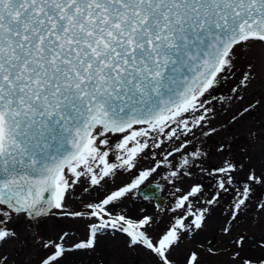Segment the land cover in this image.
I'll list each match as a JSON object with an SVG mask.
<instances>
[{
  "label": "snow or ice",
  "instance_id": "6c2138e0",
  "mask_svg": "<svg viewBox=\"0 0 264 264\" xmlns=\"http://www.w3.org/2000/svg\"><path fill=\"white\" fill-rule=\"evenodd\" d=\"M225 85L228 92L218 95ZM257 86H264V0H0V264H16L3 249L20 238L11 225L21 217L42 250L37 264L93 253L102 238L117 236L155 264H175L173 250L204 231L214 209L224 236L242 216L254 213L259 221L264 171L228 158L207 168L206 152L188 151L197 130L210 138L264 108ZM217 102L230 111L240 105L219 126L211 116ZM165 141L179 144L138 169L145 150ZM182 151L174 164L169 158ZM161 167L175 203L155 231L152 215L143 208L129 214L124 202L134 193L157 198L147 182ZM193 167L215 178L207 195L200 182L187 191L175 187ZM121 171L127 182L106 188ZM77 186L103 195L71 210L67 201ZM49 217L83 220L86 232L43 238L33 225ZM245 239L238 233L230 243L241 249ZM214 244L209 239L199 248L215 255ZM256 247L264 249V237ZM231 259L264 264V257L241 259L239 251ZM184 264H200L196 250Z\"/></svg>",
  "mask_w": 264,
  "mask_h": 264
},
{
  "label": "rangeland",
  "instance_id": "374dc122",
  "mask_svg": "<svg viewBox=\"0 0 264 264\" xmlns=\"http://www.w3.org/2000/svg\"><path fill=\"white\" fill-rule=\"evenodd\" d=\"M253 91L258 95L264 93V86H257ZM227 92L228 88L225 85L223 86V91L218 93V95H223ZM238 107H240L239 104L231 105V111H235ZM214 108L215 111L211 114L212 124L216 126L225 124L227 117L231 114L229 106L217 102ZM253 132L256 133L255 137L251 135ZM262 135H264V108L258 109L251 117L246 116L243 120L238 119L235 124L228 127L227 131L221 129L219 133L214 134L210 138L203 137L200 131L197 130L194 137H188V139L193 141L192 145H189L188 151L199 148L201 151L206 152L207 156L203 158L205 161L203 166L207 168L216 167L225 158H228L237 162L242 161L245 165L255 168L257 173H259L260 171H264V139H261ZM112 140L115 142L116 137H112ZM178 144L179 141H176L175 144L165 141L160 149H146L145 154L141 155L138 169L153 166L154 160H162L164 154ZM221 144L226 145V151L223 153L216 151L217 147ZM183 155H186V153L182 151L181 153H175L174 157H170L169 159H172L173 163L177 164ZM246 170L245 172H241L239 176L243 177ZM191 171L193 175L177 180L175 187H180L182 190L187 191L193 183L200 182L204 185L205 195L213 190L212 186L215 184L214 177L201 173L198 167H193ZM165 175L166 168L161 167L147 182H157L160 185L161 195H164L166 198L163 206H154L152 200L142 199L138 193H134L133 197L124 202V206L129 210V214L136 215L143 208L146 214L152 215L158 221V224L154 226L155 231H159L169 220L172 214L168 209L174 206L175 203V196L173 195L175 189L173 185L168 184L163 178ZM127 180L128 174L121 171L114 177L108 178L105 187L113 188L127 182ZM82 186H86V184ZM82 186L75 187L69 196L67 201L69 209H80L82 207L81 199L88 200L103 195L104 189H99L92 192V195L89 196L87 193H83ZM261 193L264 195V190H261ZM229 199V195L225 194L222 205L226 206V202ZM221 221V212L219 209H214L208 219L205 230L194 234L192 238H185L179 247L173 250L170 258L175 261V264H184L185 256L190 250L197 251L200 264H238V262H234L231 259V255L236 251L240 252L241 259L251 258L258 260L260 257H264V249L256 247V243L264 237V217L257 221L254 213L242 216L239 226L232 229L231 236H224L218 230ZM25 224V219L21 217L15 224L11 225L15 227L20 238L4 245L3 250L16 261V264H37L40 255L43 253L37 244L26 235ZM84 224L85 221L83 220H65L58 217H49L43 220L38 227L34 224L33 229L38 231L43 238L55 237L63 231L75 233L77 238H79L84 236L86 232ZM238 233L244 234L246 237L241 249H237L234 244L230 243ZM209 239H215V244L213 245L215 255L208 254L199 248L201 244L207 248ZM124 243V237L122 236H117L114 239L111 237L102 238L95 252H77L71 254L66 256L61 261V264H155V258L150 253L142 248L131 251L123 246Z\"/></svg>",
  "mask_w": 264,
  "mask_h": 264
},
{
  "label": "water",
  "instance_id": "95a60500",
  "mask_svg": "<svg viewBox=\"0 0 264 264\" xmlns=\"http://www.w3.org/2000/svg\"><path fill=\"white\" fill-rule=\"evenodd\" d=\"M149 184L152 185L153 190L156 192L157 194V198L152 199L153 205L156 207H161L164 205L166 198L164 195H161V188L160 185L157 182H150ZM139 194V193H138ZM139 196L143 198V196L141 194H139Z\"/></svg>",
  "mask_w": 264,
  "mask_h": 264
}]
</instances>
